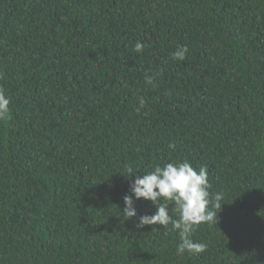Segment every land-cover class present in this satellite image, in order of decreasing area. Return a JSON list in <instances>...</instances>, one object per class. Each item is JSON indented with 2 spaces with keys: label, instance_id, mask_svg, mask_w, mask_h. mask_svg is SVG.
Wrapping results in <instances>:
<instances>
[{
  "label": "trees",
  "instance_id": "16d2710c",
  "mask_svg": "<svg viewBox=\"0 0 264 264\" xmlns=\"http://www.w3.org/2000/svg\"><path fill=\"white\" fill-rule=\"evenodd\" d=\"M0 89V264H264V0H0ZM184 160L224 203L199 255L122 212Z\"/></svg>",
  "mask_w": 264,
  "mask_h": 264
},
{
  "label": "clouds",
  "instance_id": "9594fccd",
  "mask_svg": "<svg viewBox=\"0 0 264 264\" xmlns=\"http://www.w3.org/2000/svg\"><path fill=\"white\" fill-rule=\"evenodd\" d=\"M145 45L137 41L134 45V51L142 52ZM188 48L186 46L178 47L172 53L174 59L184 60ZM146 82L153 83V77H146ZM10 99L6 96L3 89H0V121L8 119ZM145 107L143 98L139 101L137 112ZM174 143L169 144V148L175 150ZM135 172L129 169L131 176ZM211 185L208 181V169L201 166L199 169L194 168L190 162L172 161L163 164H157L154 168L146 172L142 177L137 176L130 184L132 195L124 197L125 207L122 212L125 219L137 215L134 201L143 198L151 201L156 208L152 215H143L139 218L137 227L143 228L146 225H161L168 228L171 225L179 235L180 242L177 245V254L199 255L203 253L207 245L203 242L195 241L192 236L201 224H213L216 222L218 213L216 208L221 210L224 203L222 194H211L209 188ZM169 203H173L179 212L178 218H173L169 214Z\"/></svg>",
  "mask_w": 264,
  "mask_h": 264
}]
</instances>
